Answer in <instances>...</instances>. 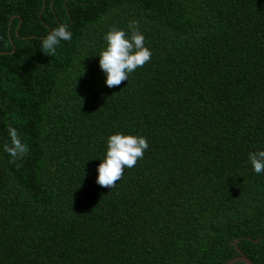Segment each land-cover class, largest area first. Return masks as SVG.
I'll return each mask as SVG.
<instances>
[{"label":"trees","instance_id":"trees-1","mask_svg":"<svg viewBox=\"0 0 264 264\" xmlns=\"http://www.w3.org/2000/svg\"><path fill=\"white\" fill-rule=\"evenodd\" d=\"M133 20L151 60L110 89L98 55ZM117 133L149 147L112 190ZM260 150L264 0H0V264H264Z\"/></svg>","mask_w":264,"mask_h":264},{"label":"clouds","instance_id":"clouds-1","mask_svg":"<svg viewBox=\"0 0 264 264\" xmlns=\"http://www.w3.org/2000/svg\"><path fill=\"white\" fill-rule=\"evenodd\" d=\"M131 35L124 30L111 28L105 36L106 49L99 56V68L106 75L108 88L118 87L128 81L129 75L142 68L151 60L152 53L145 47V37L139 31V22L130 21L128 25ZM72 33L67 25L61 24L52 29L42 40L41 51L45 55H54L61 41H71ZM10 144H5L4 151L11 157L9 163L16 164L29 154V147L24 143L16 128L8 127ZM149 144L141 136L111 135L107 141L106 156L98 165L96 184L102 188L114 189L123 178L125 168L136 166L143 159ZM249 161L255 174L264 173V150L249 154ZM20 165L17 164V167Z\"/></svg>","mask_w":264,"mask_h":264},{"label":"water","instance_id":"water-1","mask_svg":"<svg viewBox=\"0 0 264 264\" xmlns=\"http://www.w3.org/2000/svg\"><path fill=\"white\" fill-rule=\"evenodd\" d=\"M240 255L229 260L228 262H226L225 264H234L237 263V261H242L245 264H254L252 260H250L247 256H245L240 250H238Z\"/></svg>","mask_w":264,"mask_h":264}]
</instances>
